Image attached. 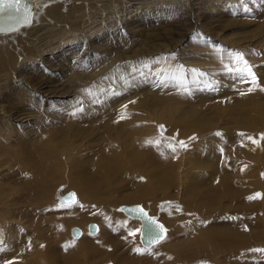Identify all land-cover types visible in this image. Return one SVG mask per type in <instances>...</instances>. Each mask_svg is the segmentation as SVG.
I'll return each instance as SVG.
<instances>
[{"label":"rangeland","instance_id":"374dc122","mask_svg":"<svg viewBox=\"0 0 264 264\" xmlns=\"http://www.w3.org/2000/svg\"><path fill=\"white\" fill-rule=\"evenodd\" d=\"M58 4L63 5L64 23L35 22L43 14L38 5H33L38 15L31 20L26 13L25 22L13 21L12 12L0 13V35L6 36L1 38H22L12 44L16 52L11 69L0 73V189L5 186L3 180L18 188L16 180L23 176L22 182H39L40 167L34 163H38L35 157L39 159L40 152L33 136H22V130L33 132L36 138L49 137L51 132L52 141L47 142L59 146L61 166L59 174L50 177L55 180L51 181L55 192L44 200L49 213L44 214L40 204L29 202L33 195L22 191L15 200L9 187L0 191V264L109 263V252L98 256L86 247L91 236L98 239L93 245L98 242L105 246L104 251L111 242V248L117 245L111 253L115 264H150V258L165 257L168 252L174 253L169 260L173 264H224L204 254L194 256L188 248L184 251L185 245L204 249L198 246L203 240L202 216L197 209L188 210L186 203L195 198L196 202L220 198L216 189L225 183L227 166L234 175L229 182L245 180L243 185L251 191L247 198L258 203L257 210L261 208L253 217L264 219V0H61ZM237 52L244 54L257 84L251 82L247 66L234 59ZM246 107L249 114L242 117ZM242 122L244 138H220L219 132ZM112 154L122 163V176L105 186L108 196L100 189L101 195L114 198L116 193L124 197L141 191L151 198L117 202L109 211L118 221L128 223L133 218L121 207L140 204L163 223L166 238L154 246H144L139 231L129 243L117 241V235H105L100 221L64 227L68 221L60 235H52L58 248L48 254L46 240L61 219L53 206L61 208L63 197L73 194L75 202L68 206L75 205L84 218L90 217L86 195L69 185V167L86 156L97 160ZM135 156L141 167L130 163L128 158ZM15 160L29 161L34 167L30 165L19 175ZM91 164L86 166L95 171ZM206 181L218 186L205 188ZM163 187L166 190H161ZM239 196L229 205L242 207ZM89 204L88 209L98 213L97 204ZM90 223L97 225V233L88 231ZM75 227L81 230L79 237L71 234ZM131 227L138 229L136 223ZM37 234L40 238L34 237ZM260 239L257 248L264 249ZM70 241L84 244L70 246ZM124 244V250L118 249ZM127 250L133 254L131 263L123 258V254L130 255ZM20 252L26 257H18ZM251 255L248 259L232 258L226 264L237 262L234 259L240 264H264V252L261 257Z\"/></svg>","mask_w":264,"mask_h":264},{"label":"bare ground","instance_id":"6f19581e","mask_svg":"<svg viewBox=\"0 0 264 264\" xmlns=\"http://www.w3.org/2000/svg\"><path fill=\"white\" fill-rule=\"evenodd\" d=\"M45 1L46 0H22V4H23L21 6L22 7V11L20 13L12 12L11 13V19L13 21H20V22L24 21L25 22L26 20H28V18H26L27 16H25L26 13H27L25 11V9H31L32 8L31 15L29 17V19L32 20L33 18H35V16L38 15L36 10H35V6H33V5H38V6L42 7V9H40L39 11L42 10L43 14H40L39 17H37L35 19V22H37V23H41L42 22L41 24H43V22L46 23V20H50L51 22L53 21L55 23H57V22H60V23L63 22L64 23V21L62 20V19H64L63 18L64 15L61 12L62 9H63L62 8L63 5L60 6L58 4V2L61 1V0H47L45 5H48V6H45L43 4ZM72 1H74V2L76 1L77 2L78 0H72ZM16 27H19V26H16ZM16 27L11 28V30L16 28ZM34 27H35V25H34ZM43 28H45V25L43 26ZM20 30H22V29H20ZM29 31H27V32H29ZM0 33H3V31L0 30ZM23 33H24V31H23ZM5 34H6V32H5ZM18 36L17 37L12 36V38L15 37L14 39H16V38H18L19 40L22 39L21 37H18ZM1 37H6V36L0 35V41L4 40L0 44V73L1 72H5V70H8L11 67L12 61L14 60V54L16 52V48L14 50V48L12 46V44H14L13 42L15 40L14 39H5V38H1ZM20 42L21 41H18L17 44H19ZM6 51H9V52H6ZM9 65H10V67H9ZM249 109H250L249 107L244 108L241 116L243 117L244 114H249L248 113ZM251 119H252V116H251ZM243 121H245V120H243ZM252 121H253V119H252ZM247 124H248V122H247ZM209 125H211V124H209ZM243 126H244V123H243V125L239 124V126L237 124L236 125L233 124L231 126V128L227 132H226V130H223V131L219 132L220 134L218 132L217 133L219 134L220 138H222V139H226L227 137H229V138H232V137L244 138V136H246V134H244L243 132L240 131V128L244 129ZM206 128H207V126H206ZM211 128H214V127H211ZM212 130L213 129H211L209 132H213ZM244 131L246 132V130H244ZM224 132H226V133L223 134ZM50 133L48 134L49 137L52 135ZM21 135L22 136L25 135L27 138L33 136L32 142L35 143V146H36L37 150H39V152H40V158L39 159L36 156V154L38 152L36 154H34L36 156L35 157V161L36 162L38 161V163H34V165H36V166L39 165V167H40L39 170L37 171L39 182H36L35 180H30V181H28L26 183L22 182L21 180H23L24 177H25V176H23L18 181L16 180V182L18 183L17 187L19 186L18 188H16L15 186L11 185L10 183L9 184L5 183L7 180L6 181L3 180V184L5 186L9 187V190H10L11 194L13 192V198L14 199L18 198V196L23 191V193L26 192L28 195H33L34 196L33 198H30L29 202L32 201L33 203H36L38 205L40 204V206L45 208L44 200L48 199L47 194L55 192V188L54 187L52 188L53 185H52V182H51L54 179H52L50 177H52L53 174L54 175H58L60 170H61V166H59L60 164H59L58 158H57L58 157V152H59V146L54 145V143H52V145L50 143H48L47 141L48 140L52 141V139H50L47 136L45 137L44 135H43L42 138L41 137L36 138L34 136L33 132H28V131H25V130L21 131ZM35 135H36V133H35ZM215 135L217 136V134H215ZM107 141H110L109 144L111 143L110 138ZM12 144H14V143H12ZM243 144H244V142H243ZM21 148H23V147H21ZM36 148L34 147V151H36ZM245 152H246V150H245ZM245 152L243 154H245ZM248 153H251V152H248ZM20 155H21V157L23 159L24 156H22V154H19V156ZM30 158H31V156H30ZM12 159L13 158H11L10 161ZM128 159H129L131 164L136 165V167H137V165H139L141 167L142 163H141L139 157L135 156V158H128ZM20 161L21 162H17L16 161L18 163V167H19V169L17 170L19 175H20V173H23L24 170H28L30 165L32 167H34V165L31 162H29V161H26V162H24L22 160H20ZM114 162L117 163V164H115ZM86 164H91V166L93 167V169H95V171H91V168H89V166H86ZM236 166H237V164H236ZM121 167H122V163L119 162V159H118L116 154H112L110 157H106V158H102L101 157L100 159H97V160L96 159L92 160V157L86 156V158L83 161L78 162V165H76V164L73 165L72 164L69 167V176H68L69 177L68 178L69 185L71 186V188H74L79 194H85L86 195L85 199H87V202H89V203L90 202H94L95 204H97L96 207H97L98 213H94V212H92V210L88 209V208L91 207L89 203H86V209H87L86 212L88 213V214L87 213L86 214L90 216L88 218H87L86 214L84 215V216H86V218H84L81 215V213L77 209H75V207H74L75 205H72V207H74V209H72V207H69L68 204H65V203H62V202L61 203L64 206L60 205L61 208H59V209L57 207L53 206V208H56L55 215H56V213H57V216L59 214L61 219L57 221V224L55 226L53 225L54 228L52 229L50 239L46 240L47 244H48V247H49V249L47 247L48 254H50L52 252L51 250H53V248L54 249L58 248L57 246H55L56 243L54 241H52V235L54 233L56 235H58V233H59V235H60L61 231L63 229L62 228L63 224H65L68 221H70V224H65L64 227L65 226H70V225H79L80 227H83L90 220L100 221L101 222L100 229H102V228L106 229L105 235H107L108 237H113V236L117 235V239H118L117 241L123 240V241H127V242L129 241V243H130V240L132 238V235H130L129 233L133 232V229H132L131 226L134 225V223H136V226L138 227V229L141 230V221L139 219L136 220V219L133 218V220H131L132 222H128V223L125 222V221H122V220L118 221V219L115 217L116 215L114 213H112L111 211H109L110 210L109 206H111V205H113V204H115L117 202L130 203V202L145 200V199H148V197L151 198V196H144V194H142L141 191H138L137 193H133L131 195H126V196H124L125 194H123L124 197H122L120 194L118 195L115 192L116 196L114 198L107 197L108 196V191L105 189V186L112 185L113 182L115 181L116 177L122 176V175H120L121 174ZM226 167L224 168L225 169V175H224V180L223 181H225V183L223 185H221V186L214 185L213 183H215V182H209V184H208V181H206V184H208L207 186L203 185V186H205V188H211L213 186H215V187L218 186V188L216 190L220 194V196H221L220 198H217L215 200L214 199H210L209 197L208 198H203V199L200 198L201 200H199L198 202H196V198H195V199L192 200V202L186 203V205H187L186 207H187L188 210L189 209H194V210L197 209L198 214L202 216L201 219L203 220V228H202V231H201L202 233L201 234L203 235V240H201V244L198 245V246H199L200 249H201V247H203L204 249L198 250L197 246H191V245L183 246L182 245L184 251L188 248L189 250H192V254L194 256L200 255V254H204L206 256L212 257L216 261H219V263H224V264H226L227 261L229 262L230 260H232V258H237V257H240V256H242L243 258H247L248 259V256L251 255V253H254L257 257L258 256L261 257V251H254V250L255 249H260V248H257V245H260V243L257 244V239H260V238L264 237V235L262 233V231H263L262 228H264L263 227L264 226V219L263 220H258L256 217H253L254 216L253 214L257 215V213L259 212V210L261 208H259L257 210L258 203L256 201H253L252 199H248L249 197L246 196L247 194H249L248 191H250V190H248L245 187L246 185H243V183L246 182L245 180H243V179L238 180L236 178L235 182L234 181H233V183L229 182V181H231V179L233 180L234 175L232 176L230 174L231 170L229 171ZM234 168L237 169L239 167H234ZM8 170H10V169H8ZM122 171L124 173V170H122ZM234 171H235V169H234ZM241 171L239 170V172H241ZM25 172L27 173V171H25ZM157 174H158V176L160 175L158 172H157ZM19 175H17V176H19ZM102 175H103V177H102ZM225 176H227V177H225ZM150 177L154 178V177H157V176H151L150 175ZM59 181L60 180H58V184H59ZM5 186H2L0 191H5L4 190ZM190 188H191V186H190ZM196 188H198V186L194 187L193 189H196ZM100 189H101V191L104 190L106 192L107 196L101 195ZM161 190H166V189L163 187V189H161ZM15 192L17 193V195H16ZM207 192L208 193H212L211 189H208ZM250 193H251V191H250ZM237 194H238V196L241 195V197H242V199L239 200L241 205H242V207H235L234 205H231V204L229 205V203L231 201L234 202V199L236 198ZM51 197H53V196H51ZM70 197L71 196H69V194H68V195H66L65 199L69 201L71 199ZM13 198H11L12 201H13ZM72 199H73V197H72ZM110 199H112V200H110ZM4 200H6V199L4 198ZM41 202H43V203H41ZM69 204H71V203H69ZM67 206H68V209L65 208ZM47 208H49V207H47ZM47 208L42 209V212H44V214H46L45 212L49 213V211L46 210ZM82 208L84 209L85 207L82 205ZM11 211H12V209H11ZM37 211L36 212H32V213H37ZM254 211H255V213H254ZM42 212L40 210L39 214L44 216V214ZM32 213H31V215H32ZM75 214L78 215L77 218L75 217ZM149 215L151 216L150 213H149ZM126 220H128V219H126ZM219 226H223V227L219 228ZM97 230H98V228H97ZM119 230H121V231L119 232ZM37 232H38V230H37ZM96 233H97V231H96ZM92 234H95V233H92ZM118 235H120L121 237L118 238ZM139 235H140V231H139ZM166 235H167V229H166ZM166 235H165V238H166ZM20 236H22V235H20ZM34 237L40 238L39 234H37V236L35 235ZM91 237H89L88 240L93 241V242L89 241L90 242L89 244L93 245V243H95L98 239L95 241L94 239H92L93 237L92 238ZM35 241H33V242H35ZM261 241H262L261 244L263 245L264 239H260V242ZM17 242L19 243V240ZM111 243H112V245H110L108 247L107 251H104L105 250V246L99 245L98 242H97L96 245H93V246H90L89 244H88L89 246H86V245L85 246L87 248H89V250H93L94 249V254H96L98 256L102 255L103 253H105V255H107V253L109 252L108 253V257H109L110 260H109V263H106V264H115V262H113L111 260L112 255H113L111 253H114L116 251L117 245H116V247L114 249V248H111L113 246V242H111ZM11 244H13V243L11 242ZM68 244L70 246H75V244H77V246H82V244H84V243H80L78 245V243H71V241H70V243H68ZM125 244H127V243H125ZM125 244H124L123 247L120 245L121 248H119V246H118V249H120V250H122L123 248L125 249L126 248ZM154 245H156V244H154ZM154 245H151V246H154ZM209 245H211V246H209ZM65 248L69 249L67 246ZM73 248L75 249V247H73ZM60 249L63 250L61 248V246H60ZM128 253L130 255L123 254V258L129 260V262L131 263L133 254H132L131 250H127V254ZM135 254L139 255V253H134V255ZM173 254L174 253H172V252H168V254L165 257L164 256L163 257L160 256L159 258H154L153 257L152 259L150 258V260L147 261V262H150V264H173L174 262H169V260L172 259V257H173L172 255ZM154 255L155 254H153L152 256H154ZM18 257L23 259L26 256H25V254H22L20 252ZM252 258L255 259L254 256H252ZM120 259H118V260H120ZM162 259H164V262H162ZM236 260H237V262H235ZM166 261H168V263ZM233 261L235 262L234 264H240V262H238L239 259H234ZM138 263L139 262H136L135 264H138ZM66 264H70V263H66Z\"/></svg>","mask_w":264,"mask_h":264},{"label":"snow or ice","instance_id":"6c2138e0","mask_svg":"<svg viewBox=\"0 0 264 264\" xmlns=\"http://www.w3.org/2000/svg\"><path fill=\"white\" fill-rule=\"evenodd\" d=\"M21 11H22L21 0H0V13H3V12L20 13ZM25 11L27 12L28 16L31 15L30 9H25ZM245 11H247V9H245ZM0 30H2V29H0ZM234 59L236 61H242L247 66V61L244 60V54L243 53H239V52L235 53ZM247 74L252 77L251 82L253 84H257L255 74L251 72L250 66H247ZM173 78L179 79L178 77H173ZM161 82L163 83V80ZM249 139H251V137H249ZM253 143H256V141H253ZM181 145L184 146L183 142H181ZM169 147H171L173 151L175 150V148L172 145H169ZM72 202L74 203L75 201L73 200ZM62 206H64V205H62ZM132 211H136L139 214H141L142 216L147 217V214L144 212L143 208L133 209ZM153 225H154V227H153ZM136 231H140V229L134 230L133 232H130L129 234L135 235ZM165 231L166 230L163 228V225L156 224L155 220H150V226L148 228V234L151 238L149 240V243L150 244L155 243V242L159 241L160 239H162L163 237L161 236V233H163ZM136 251L140 252L141 250L137 249ZM254 251L264 252V249H255Z\"/></svg>","mask_w":264,"mask_h":264},{"label":"water","instance_id":"95a60500","mask_svg":"<svg viewBox=\"0 0 264 264\" xmlns=\"http://www.w3.org/2000/svg\"><path fill=\"white\" fill-rule=\"evenodd\" d=\"M70 195H71V197H70L71 199L69 201L65 199L66 198V196H65L61 202L65 203V204L71 203L73 201L72 197L74 198V196H72L73 194H70ZM137 208H143V206L140 204L124 205L121 207V211L125 215H127L128 217L134 218V219H139L141 221L140 240H141L142 244L144 246H151V245H154V244L161 242L165 238L166 231L161 233V236L163 237L162 239H160L159 241H157L155 243L150 244L149 240L151 237L148 234V228L150 226V220H155L156 224H159V225H163V223H161L156 217L150 216L148 211L144 208H143V210L147 214V217L142 216L141 214H139L136 211H132L133 209H137ZM153 227H154V225H153ZM163 228L166 230V227L164 225H163ZM88 231L90 233H96L97 225L95 223H90L88 226ZM71 234L74 237H78L81 235V230L79 228L75 227L71 230ZM198 264H209V263L208 262H200Z\"/></svg>","mask_w":264,"mask_h":264}]
</instances>
